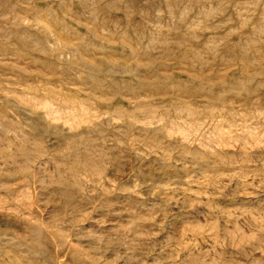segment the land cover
<instances>
[{"label": "rangeland", "instance_id": "obj_1", "mask_svg": "<svg viewBox=\"0 0 264 264\" xmlns=\"http://www.w3.org/2000/svg\"><path fill=\"white\" fill-rule=\"evenodd\" d=\"M263 120L264 0H0V264H264Z\"/></svg>", "mask_w": 264, "mask_h": 264}, {"label": "bare ground", "instance_id": "obj_2", "mask_svg": "<svg viewBox=\"0 0 264 264\" xmlns=\"http://www.w3.org/2000/svg\"><path fill=\"white\" fill-rule=\"evenodd\" d=\"M187 106V105H186ZM188 107V106H187ZM189 110V109H188ZM264 121V120H263Z\"/></svg>", "mask_w": 264, "mask_h": 264}]
</instances>
